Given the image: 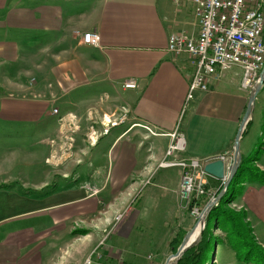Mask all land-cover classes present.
<instances>
[{
  "label": "crops",
  "instance_id": "obj_1",
  "mask_svg": "<svg viewBox=\"0 0 264 264\" xmlns=\"http://www.w3.org/2000/svg\"><path fill=\"white\" fill-rule=\"evenodd\" d=\"M180 1L0 0V264H53L68 247L89 256L116 221L122 237L159 233L152 239L164 250L179 230H191L179 198L182 170L161 165L173 159L166 150L179 137L177 160L232 158L251 90L232 68L187 101L197 59L170 52L169 38L189 30L196 38L199 28L192 0ZM86 33L99 36L97 47L82 43ZM127 81L136 88H124ZM256 103L264 123V87L252 112ZM251 116L243 158L253 150ZM73 117L74 150L60 160ZM259 137L264 143V124ZM255 166L264 173V151ZM222 184L207 177V202ZM147 187L157 190L153 207L139 206ZM241 191L231 206L246 212L264 248V182ZM121 200L129 208L116 220ZM103 255L115 258L109 248Z\"/></svg>",
  "mask_w": 264,
  "mask_h": 264
},
{
  "label": "built area",
  "instance_id": "obj_2",
  "mask_svg": "<svg viewBox=\"0 0 264 264\" xmlns=\"http://www.w3.org/2000/svg\"><path fill=\"white\" fill-rule=\"evenodd\" d=\"M179 4L180 0H173ZM194 15L198 20L199 32L196 38L184 33L172 34L169 38V51L175 55L187 54L197 59L196 69L191 77L187 101L195 91H206L211 79H218L221 73L232 68L242 71V86L253 87L259 78L260 65L264 59V6L262 0H192ZM81 41L89 46L99 45L96 33L83 34ZM126 89H135L133 81L124 84ZM57 111L54 110V113ZM63 124V120L60 121ZM74 122L71 118L70 124ZM111 126L115 123H111ZM184 151L183 138H173L166 150L164 167H177L182 170L179 198L182 210L195 219L204 206L194 205L207 195V177L202 163L197 159H175V154ZM220 160L224 171L232 165L230 154H222L207 161ZM225 175V172H224ZM193 202V204H192ZM192 204V206H191ZM150 260V259H149ZM90 264V263H86ZM116 264H123L118 260Z\"/></svg>",
  "mask_w": 264,
  "mask_h": 264
},
{
  "label": "rangeland",
  "instance_id": "obj_3",
  "mask_svg": "<svg viewBox=\"0 0 264 264\" xmlns=\"http://www.w3.org/2000/svg\"><path fill=\"white\" fill-rule=\"evenodd\" d=\"M189 31H187L188 33L187 32H185V33L182 32V33H184L188 37H194V36L190 35L192 33ZM185 55H187V54H185ZM263 65H264V63H263ZM262 69H263V67H262ZM262 69H261V71H262ZM242 79H243V75L241 77V87L243 89H248V90L252 91L254 86L251 88L250 87L244 88L242 86ZM259 108L260 107H259L258 103H256L255 111L252 112V114H251L253 116V117L251 116L253 119V123H252L251 132H250L248 137L250 139L251 144H253V146H252L253 150L250 153V155H251L250 157H253L254 154H256L255 152L259 148L264 149L263 140L259 137L260 127H261V125L264 124L263 119H262V115L259 112ZM53 113H54V110H53ZM54 114H57V112ZM62 120L63 119H61V118L59 119V121H62ZM120 121H122V120L120 119ZM111 123H115V125H116L120 122H118V121L108 122L106 124L110 125ZM77 130H78V127L76 126V119L74 118L73 124L70 125V127H69V132L66 133L64 136H62L61 151H60L59 155H56V153H55V158L57 156L58 159L62 160L64 157L65 158L71 157L70 151L74 150V133ZM263 151L264 150H262L260 156L262 155ZM46 163H48V162H46ZM225 170L226 171H224V172H225V178H226L230 169L227 171V167H226ZM237 170H238V168H237ZM230 185L231 184H229L228 188L230 187ZM241 190H242V187H240V188L237 187L234 190V195L236 197L235 201H238V197H239L240 193L242 192ZM142 192H143V190H142ZM142 192H141V196L138 198L139 206L142 205V206L153 207V203L154 204L158 203V200H156V197H155L156 194L154 193V192H157V190L150 189V187H147V189L143 193ZM127 203L128 202H123V200L118 202V207L120 209V213L118 216L116 215L117 217L115 216L116 220L119 219L120 215L129 208V205H127ZM231 205H232V203L229 205V207L227 206V208L235 210L233 208V206H231ZM135 207L136 206H134L133 208H135ZM235 211H240V209L235 210ZM183 212H185V211L183 210ZM195 219L196 218L187 215L186 219L184 220V223H183V224H185L184 227H186V225L188 224L187 228H185V229H187V230L192 229L193 225H195ZM117 224H118V221L115 222V225L112 228H110L108 231H106V234H102L101 238L103 240H102V243L99 244L98 246H101V245H103V246H101L97 251H96V249L94 250V252L96 251V253H97L96 255H98V256L101 255L98 258V261H96L97 258H96V255H94V252H92L91 255L86 256L87 253L89 252V250H87L86 252H82V255L78 256V255H75L76 249H74V247H72V248L68 247V248H66L67 250L65 252H61V256H58L54 260L53 264H81V263L92 264L93 259H94V263L98 262L97 264H107V263L108 264H116V262L118 260H122V261L124 260L125 263H129V261H130L133 264H164L167 258L165 260H163V259H159V256H161L163 252L165 253L164 258L168 257L172 254L170 249L164 250L162 248H159V241L152 239V238L157 237L159 235V233H155V232L153 233L149 230H147V232H145L142 229V230L133 231V233H131L127 237H122L120 235L119 231H120V228L123 224V221L119 224L118 227H116ZM195 227H197V225ZM187 230H185V231H187ZM197 233L195 234V236L197 235ZM202 233H203V231H202ZM224 235H225L224 232L215 228L214 223L209 222L207 224L205 237L206 238H208V237L212 238V240L210 242L211 252L208 255V263L209 264H213L214 257H215L214 264H259L255 260H252L248 263L238 260L234 251H232V249L227 244L221 242L222 240H224ZM195 236L193 237V239L195 238ZM215 240H217V244H216ZM79 244H81L80 241H78V244H77L78 247H80ZM82 245H83V243H82ZM108 248H109V250H111V253L115 254L114 259H117V261H115L113 258H108L107 256L103 255L105 249H108ZM261 248L264 250L263 247H261ZM119 254H121L122 258H120ZM149 254L151 255V257L153 259L152 260L150 259L149 261H145L144 257L149 255ZM93 255H94V257H93ZM170 264H174V260L171 261ZM175 264H177V263H175Z\"/></svg>",
  "mask_w": 264,
  "mask_h": 264
},
{
  "label": "trees",
  "instance_id": "obj_4",
  "mask_svg": "<svg viewBox=\"0 0 264 264\" xmlns=\"http://www.w3.org/2000/svg\"><path fill=\"white\" fill-rule=\"evenodd\" d=\"M246 128L242 137L246 132ZM262 150V148H259L253 157L243 158L241 156L238 170L230 183V187L220 201L211 208L205 219V227L201 240L196 246L186 251L177 264H209L208 255L211 252L210 242L212 238L205 237L209 222L214 223L216 229L224 232V240L221 242L227 244L234 251L238 260L246 263L255 260L259 264H264V250L258 245L253 235V230L247 221L246 212L244 210L235 211L227 208V206L229 207L235 201L234 190L237 187L240 188L246 183L261 184L264 182V173L260 172L255 166ZM206 203L207 200L204 198L200 202H194V205L204 206ZM184 236L185 232L180 230L175 234L173 240L170 242L172 254L176 252ZM215 242L217 244V240Z\"/></svg>",
  "mask_w": 264,
  "mask_h": 264
},
{
  "label": "water",
  "instance_id": "obj_5",
  "mask_svg": "<svg viewBox=\"0 0 264 264\" xmlns=\"http://www.w3.org/2000/svg\"><path fill=\"white\" fill-rule=\"evenodd\" d=\"M263 6H264V0H263ZM262 87H264V65H263L262 71L259 74V79H258L257 83L254 85V87L250 93V96H249L248 102H247V106H246V110H245L244 115L242 117V120L239 124L238 130H237V133H236V136L234 139L233 154H232L233 160H232V165H231V168H230V171H229L227 177L225 178V175H224V163L221 162L220 160L209 162V163L205 164L203 167L205 173L216 178L217 180H222L223 184H222V190L214 198L210 199L206 203L205 207L203 208V210H202V212L198 218V223L202 224V231L204 230V227H205V219H206L207 215L209 214L211 208L214 205H216L220 201V199L223 197V195L225 194V192H226L229 184L231 183L232 178L235 175L237 168L240 164V161H241V155L239 152L240 139L242 137L244 129H245L246 125L248 124L250 116L252 114L255 98H256L257 94L259 93V91L261 90ZM195 226H196V224L194 225V227ZM194 227L189 232L186 233L181 244L177 248L176 252L174 254H171L170 256H168L164 264H170V262L173 260H174V264L177 263V261L182 257V255L186 251L193 248L194 246H196L199 243V241L201 240L202 231L195 240H193L192 242H189L190 233H192L191 231L194 229Z\"/></svg>",
  "mask_w": 264,
  "mask_h": 264
},
{
  "label": "bare ground",
  "instance_id": "obj_6",
  "mask_svg": "<svg viewBox=\"0 0 264 264\" xmlns=\"http://www.w3.org/2000/svg\"><path fill=\"white\" fill-rule=\"evenodd\" d=\"M263 63H264V59H263L261 65H260V71H261V69L263 67ZM260 71H259V73H260ZM196 225H197V227H195L194 230L192 231V233H190L189 242H192L193 240H195L199 236L201 231H202V224L201 223H197ZM196 233H197V235L195 236ZM194 236H195V238L193 239Z\"/></svg>",
  "mask_w": 264,
  "mask_h": 264
}]
</instances>
